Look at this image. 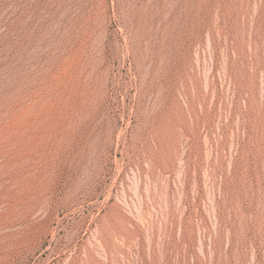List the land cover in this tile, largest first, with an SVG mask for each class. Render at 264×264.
Wrapping results in <instances>:
<instances>
[{
  "label": "rangeland",
  "instance_id": "rangeland-1",
  "mask_svg": "<svg viewBox=\"0 0 264 264\" xmlns=\"http://www.w3.org/2000/svg\"><path fill=\"white\" fill-rule=\"evenodd\" d=\"M0 264H264V0H0Z\"/></svg>",
  "mask_w": 264,
  "mask_h": 264
}]
</instances>
